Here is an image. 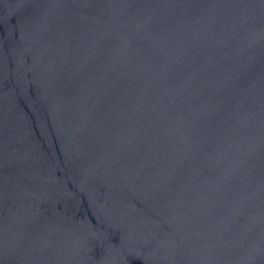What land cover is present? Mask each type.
I'll return each instance as SVG.
<instances>
[{
  "label": "water",
  "instance_id": "1",
  "mask_svg": "<svg viewBox=\"0 0 264 264\" xmlns=\"http://www.w3.org/2000/svg\"><path fill=\"white\" fill-rule=\"evenodd\" d=\"M0 264H264V0H0Z\"/></svg>",
  "mask_w": 264,
  "mask_h": 264
}]
</instances>
